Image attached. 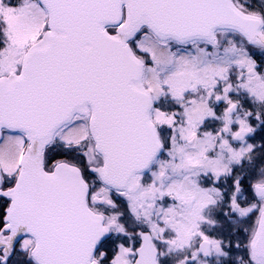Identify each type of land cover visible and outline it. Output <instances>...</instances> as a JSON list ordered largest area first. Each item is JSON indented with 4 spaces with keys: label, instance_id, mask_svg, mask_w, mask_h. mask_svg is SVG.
<instances>
[{
    "label": "snow or ice",
    "instance_id": "snow-or-ice-1",
    "mask_svg": "<svg viewBox=\"0 0 264 264\" xmlns=\"http://www.w3.org/2000/svg\"><path fill=\"white\" fill-rule=\"evenodd\" d=\"M0 264H264V0H0Z\"/></svg>",
    "mask_w": 264,
    "mask_h": 264
}]
</instances>
